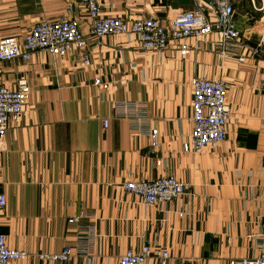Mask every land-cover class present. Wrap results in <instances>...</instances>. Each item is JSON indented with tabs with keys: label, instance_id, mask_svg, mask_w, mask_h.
<instances>
[{
	"label": "crops",
	"instance_id": "crops-1",
	"mask_svg": "<svg viewBox=\"0 0 264 264\" xmlns=\"http://www.w3.org/2000/svg\"><path fill=\"white\" fill-rule=\"evenodd\" d=\"M99 2L103 16L128 26L143 17L165 25L193 4ZM233 7L241 38L222 58L214 34L186 39V56L173 42L165 51L144 52L135 35H88L91 21L79 5L68 13L64 0H0V40L21 42L43 21L70 19L87 40L89 60L83 67L74 50L63 58L35 51L27 62H0V86L15 89L24 80L30 88L21 117L8 124L0 156L6 199L0 235L8 248L27 253L12 264H119L143 246L167 251L168 264H230L259 254L264 16L249 0H233ZM96 79L107 88L94 86ZM195 79L224 83L230 117L216 148L186 153ZM170 176L186 191L169 203L144 205L123 189L131 180ZM65 248L71 249L65 262L39 258Z\"/></svg>",
	"mask_w": 264,
	"mask_h": 264
},
{
	"label": "built area",
	"instance_id": "built-area-1",
	"mask_svg": "<svg viewBox=\"0 0 264 264\" xmlns=\"http://www.w3.org/2000/svg\"><path fill=\"white\" fill-rule=\"evenodd\" d=\"M68 13L75 6H81L89 16L91 26L88 35L102 38L108 35H135L144 52H162L173 42L181 56L189 53L186 39H199L214 34L217 36L216 49L218 56L226 58L229 49L241 38V33L234 23L235 9L233 0H193L192 7L184 12L173 14L162 25L153 17H143L132 21L128 26L117 17L103 16L99 0H64ZM256 7L255 0H249L257 12L264 16V0ZM262 19V18H261ZM260 19V20H261ZM264 37L260 39V45ZM87 40L81 34L77 22L70 19L43 21L32 27L23 41L13 37L0 40V62L21 59L30 60L35 51H44L53 58H63L74 50L81 52L82 66L89 65L85 51ZM244 61V57L237 59ZM94 86L107 88L99 79ZM264 94V80L260 84ZM192 129L190 142L184 146L186 153H201L207 148L214 149L225 140L226 125L230 117V109L226 102L225 85L220 80L195 79L192 81ZM30 88L26 81H19L15 89L0 86V156L5 146V136L10 121L17 122L27 104ZM126 111V110H124ZM106 129L108 121H102ZM126 193L138 197L144 205L169 203L183 195L186 186L173 177L156 178L151 181H128L123 185ZM6 206L5 196L0 193V211ZM261 240L264 243V219L260 224ZM71 256V249L65 248L58 255H40L41 260L65 262ZM27 253L10 249L0 235V264H12L24 261ZM149 258L157 264H168L167 251L143 246L136 253L127 252L121 256L119 264H144ZM230 264H264V248L252 259H241Z\"/></svg>",
	"mask_w": 264,
	"mask_h": 264
},
{
	"label": "rangeland",
	"instance_id": "rangeland-1",
	"mask_svg": "<svg viewBox=\"0 0 264 264\" xmlns=\"http://www.w3.org/2000/svg\"><path fill=\"white\" fill-rule=\"evenodd\" d=\"M260 4H261V2L259 0L257 2L255 1V5H256L257 8L260 7ZM259 13H260L259 16H262V12H259ZM262 25L264 26V23ZM263 29H264V27H263Z\"/></svg>",
	"mask_w": 264,
	"mask_h": 264
}]
</instances>
